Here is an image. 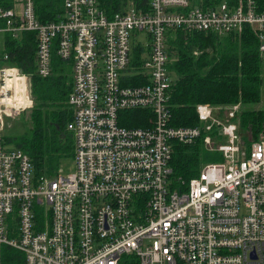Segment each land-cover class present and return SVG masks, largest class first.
<instances>
[{
  "label": "built area",
  "instance_id": "2783aa9c",
  "mask_svg": "<svg viewBox=\"0 0 264 264\" xmlns=\"http://www.w3.org/2000/svg\"><path fill=\"white\" fill-rule=\"evenodd\" d=\"M61 8L41 22L35 0L0 7V264H264V141L241 145L236 106L197 104L196 126H171L166 44L174 31L248 28L264 60V9L252 0L128 2L109 16L96 0ZM26 33L39 78L50 75L51 51L70 62L72 171L52 178L35 177L27 155L2 141L6 121L32 106L30 77L2 54L4 35ZM132 110L148 113L146 126L120 125ZM196 141L221 161L179 190L173 146Z\"/></svg>",
  "mask_w": 264,
  "mask_h": 264
},
{
  "label": "trees",
  "instance_id": "16d2710c",
  "mask_svg": "<svg viewBox=\"0 0 264 264\" xmlns=\"http://www.w3.org/2000/svg\"><path fill=\"white\" fill-rule=\"evenodd\" d=\"M11 0H0L7 8ZM62 0H35V13L41 22L53 20L62 12ZM109 16L131 2L143 10L148 0H96ZM258 9H264V0H252ZM220 0H202L212 4ZM168 70L173 77L169 91L170 123L173 127L197 125L194 107L207 104L224 109L237 107L234 122L243 147L264 141V108L257 109L261 85L262 59L257 54V43L252 31L243 28L238 34L216 37L202 33L169 32L166 36ZM7 65L28 75L31 82L32 106L23 123L27 132L19 136L3 135V145L18 149L29 158L35 177L52 178L60 163L71 159L72 136L66 125L71 112L66 100L71 90L70 62L58 59L51 51L50 75L39 78L34 74V42L32 35L19 40L4 35L3 53ZM120 125L144 127L149 115L132 110L120 113ZM221 161L216 152H208L200 141L184 146L175 144L169 166L173 187L185 188L186 182L196 177L202 165ZM4 252L14 254L8 248ZM124 257L120 264H134ZM130 260V259H129ZM7 264H13L9 259Z\"/></svg>",
  "mask_w": 264,
  "mask_h": 264
},
{
  "label": "rangeland",
  "instance_id": "374dc122",
  "mask_svg": "<svg viewBox=\"0 0 264 264\" xmlns=\"http://www.w3.org/2000/svg\"><path fill=\"white\" fill-rule=\"evenodd\" d=\"M0 40H1V34H0ZM257 109H261L264 108V60H262V64H261V85H260V89H259V103L256 107ZM31 107L29 109H27L26 111H24L23 113L20 114V116L15 119L14 121H6V125L4 128V135H15V136H19L21 134H24V132H27V127L26 125L23 123V118L27 117V113L28 111H30ZM221 117L223 114H220ZM28 134V133H26ZM24 134V135H26ZM240 136V134H239ZM60 170H61V174L65 175L68 174L72 171V162L70 159L68 160H64L60 163Z\"/></svg>",
  "mask_w": 264,
  "mask_h": 264
}]
</instances>
